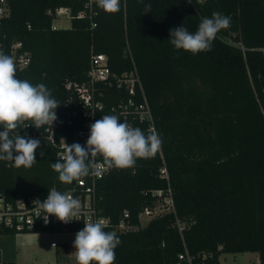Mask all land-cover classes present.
<instances>
[{
    "label": "trees",
    "instance_id": "obj_1",
    "mask_svg": "<svg viewBox=\"0 0 264 264\" xmlns=\"http://www.w3.org/2000/svg\"><path fill=\"white\" fill-rule=\"evenodd\" d=\"M8 3L0 51L11 56L16 41L30 51L29 64L16 67V78L51 90L60 104L55 112L67 119L56 123L58 139L72 141L84 125V108L66 82L87 78L93 51L105 52L116 72L139 71L170 179L159 175L163 159L157 152L137 158L133 167H114L99 180L98 206L112 222L103 230L114 231L121 240L114 264H220L222 252L244 251H257L264 264V0H120L115 13L93 0V12L86 17H78L85 0ZM146 5H151L148 13ZM60 6L72 10L69 27H53ZM214 11L230 17L231 25L217 33L211 51L193 55L174 49L170 30L182 25L194 33ZM98 86L104 112L113 115L111 106L128 97L126 89ZM143 132L149 134L145 127ZM27 138L41 142L36 162L17 168L12 161H0V195H44L53 187L65 192L71 184L60 182L51 168L57 147L44 136ZM169 188L174 210L137 229L116 228L125 209L128 222L140 224L141 210L160 200L154 191L163 189V198ZM84 227L50 224L24 232ZM4 233L16 232L0 228ZM186 250L192 263L180 257ZM3 264L16 263L3 259Z\"/></svg>",
    "mask_w": 264,
    "mask_h": 264
},
{
    "label": "clouds",
    "instance_id": "obj_2",
    "mask_svg": "<svg viewBox=\"0 0 264 264\" xmlns=\"http://www.w3.org/2000/svg\"><path fill=\"white\" fill-rule=\"evenodd\" d=\"M96 6L108 13L119 11L120 0H94ZM201 3L204 0H200ZM151 5L145 6V13ZM231 25V19L218 11L211 17H203L194 33L182 25L170 30V44L176 50L196 55L211 51L216 35ZM16 65L11 56L0 51V161H12L14 166L31 167L36 162L35 151L40 140L22 137L19 133L10 138L9 133L29 125L39 129L57 119L55 109L60 105L52 97L51 90L43 83L33 85L27 80L16 78ZM25 121H32L26 124ZM116 115H103L90 126L86 146L79 143L67 144L59 153V159L51 164L58 173V179L71 184L90 173L89 155L100 154L110 167L119 169L135 165L137 158L148 159L156 155L162 140L156 132L145 133L132 127L127 121L119 122ZM15 152V155H14ZM43 155V152H41ZM38 207L61 222L80 219L81 202L67 192L61 193L55 187L49 190L47 198ZM104 221L85 223L76 233L73 245L76 264H114L115 249L121 243L114 232H106Z\"/></svg>",
    "mask_w": 264,
    "mask_h": 264
},
{
    "label": "built area",
    "instance_id": "obj_3",
    "mask_svg": "<svg viewBox=\"0 0 264 264\" xmlns=\"http://www.w3.org/2000/svg\"><path fill=\"white\" fill-rule=\"evenodd\" d=\"M200 1V0H199ZM93 12V0H85V8L80 10L78 17H86L88 13ZM10 13V7L8 0H0V25L3 20ZM55 18L61 16L72 17V10L67 6H60L54 12ZM94 25L96 23H93ZM53 27H57L53 23ZM23 42L16 41L12 44L11 57L14 60L16 67L23 68L29 64L31 55L29 50L22 49ZM104 83L108 86H116L126 89L128 93L127 98H121L116 104L111 106L113 115L119 117L120 121H127L132 127L139 128L143 131V127L150 132H156L158 134L154 114L150 101L146 95L139 71L136 67L130 70L122 72L114 71L110 64L108 55L105 52L93 51L90 60V66L87 72V78L83 81L68 80L66 87L76 92L79 97V101L83 106V115L85 116L84 125L81 129L77 130L74 134L72 141L65 136H61L59 139L56 135V123H66L67 119L60 118L57 113V119L51 124L41 126L39 129L29 125L26 128H17L10 132L13 134H20L21 136L32 137H46L57 147L56 160L59 159V153H61L67 144L79 143L82 146H86V141L90 135V126L96 120L102 119L103 115H107L104 112L105 103L99 98L103 95V91L99 89L98 84ZM70 120L68 119V122ZM26 124H31L32 121H25ZM0 131H3L1 129ZM159 135V134H158ZM163 162L159 167V175L170 179L169 169L162 151V147L158 150ZM88 162L90 163V173L87 176L81 177L79 180L71 183V186L67 188L65 192L71 194L73 198L78 199L81 202L80 219L71 220L68 223L61 222L56 216L50 215L48 222H45L43 212L39 207V202H43L48 194H23L19 193L14 198L8 199L0 195V228H9L12 231L24 232L33 230L38 226H47L50 224H62L64 226H71L76 223H89L104 221L106 226L112 225L111 218L102 214L101 209L98 206V199L100 195L97 194L96 188L101 178L107 176L114 167H110L100 154L89 155ZM63 192V193H65ZM160 200L154 207L146 206L141 210L139 214L140 224H132L128 222L130 217V211L125 209L119 223L116 224V228L120 230H133L137 229L143 222V219L150 220L154 216L160 213H164L166 210L174 209V200L172 197L171 188L168 189L167 194L161 197L164 193L163 189H157L154 191ZM161 205L163 206L161 207ZM168 208V209H165ZM180 222V221H178ZM179 228L182 229L180 223ZM142 226V225H141ZM55 244V242H53ZM181 258H187L192 263V257L186 250L185 254L180 253ZM207 264V263H204Z\"/></svg>",
    "mask_w": 264,
    "mask_h": 264
},
{
    "label": "rangeland",
    "instance_id": "obj_4",
    "mask_svg": "<svg viewBox=\"0 0 264 264\" xmlns=\"http://www.w3.org/2000/svg\"><path fill=\"white\" fill-rule=\"evenodd\" d=\"M53 23L58 27H69L71 18L56 17ZM165 209L168 208L165 207ZM171 210L174 209L171 208L165 212ZM147 222L148 220L143 219L141 225ZM178 223L183 226L182 222ZM67 232L69 231L17 232L0 235V264L4 258L16 259L17 264H76L73 245L76 235ZM52 241L56 245H52ZM64 243L69 244L68 251L63 248ZM219 258L220 264H260L257 251L222 252Z\"/></svg>",
    "mask_w": 264,
    "mask_h": 264
},
{
    "label": "crops",
    "instance_id": "obj_5",
    "mask_svg": "<svg viewBox=\"0 0 264 264\" xmlns=\"http://www.w3.org/2000/svg\"><path fill=\"white\" fill-rule=\"evenodd\" d=\"M64 231H68V230H64ZM78 231H69V232H67V233H70V234H75L76 235V233H77ZM35 233H42V232H35ZM5 234V233H4ZM4 234H0V235H4ZM7 234V233H6ZM10 234V233H9ZM53 242L54 241H52V245H56V244H53ZM69 243V242H68ZM68 243H64V245H63V248L64 249H66L67 251L70 249V247L68 246L69 244ZM0 257H1V253H0ZM4 259H9V258H4ZM11 259H13V258H11ZM220 259V258H219ZM14 261H15V263H16V259H13ZM2 261V263L1 264H3V259L1 260ZM17 264V263H16Z\"/></svg>",
    "mask_w": 264,
    "mask_h": 264
}]
</instances>
